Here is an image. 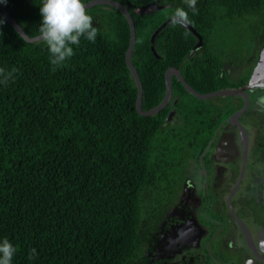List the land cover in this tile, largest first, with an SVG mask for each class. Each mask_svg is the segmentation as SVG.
I'll return each instance as SVG.
<instances>
[{"label":"trees","instance_id":"trees-1","mask_svg":"<svg viewBox=\"0 0 264 264\" xmlns=\"http://www.w3.org/2000/svg\"><path fill=\"white\" fill-rule=\"evenodd\" d=\"M112 1L128 10L133 23L130 63L142 111L163 100L168 68H177L200 94L245 83L248 70L235 81L219 68L246 61L264 31V0H197L195 13L186 0ZM40 2L6 0L3 6L34 37ZM148 3L163 7L137 13ZM177 8L187 11V24L202 40L192 56L197 39L178 22L150 42ZM86 11L98 30L95 42L81 37L73 56L54 67L42 42L24 41L0 9V68L16 70L0 85V238L17 248L12 264H127L144 207L162 202L167 179L176 181L209 140L212 126L198 124L218 123L232 112L210 100L231 96L199 100L172 76L167 105L139 115L124 58L125 17L108 5ZM169 111L173 118L166 120Z\"/></svg>","mask_w":264,"mask_h":264},{"label":"flooded vegetation","instance_id":"flooded-vegetation-1","mask_svg":"<svg viewBox=\"0 0 264 264\" xmlns=\"http://www.w3.org/2000/svg\"><path fill=\"white\" fill-rule=\"evenodd\" d=\"M263 48L264 31L244 63L224 65L220 72L237 81L248 70L247 81ZM260 83L246 97L210 99L218 110L232 112L218 123L198 124L212 126L209 140L179 169L176 181L167 179L162 202L144 207L141 235L127 264H264V80ZM169 114L172 119L173 111L166 119Z\"/></svg>","mask_w":264,"mask_h":264},{"label":"clouds","instance_id":"clouds-1","mask_svg":"<svg viewBox=\"0 0 264 264\" xmlns=\"http://www.w3.org/2000/svg\"><path fill=\"white\" fill-rule=\"evenodd\" d=\"M6 0H0L4 3ZM197 0H186L187 8L196 11ZM40 22L38 26L39 39L49 54V63L61 67L74 54L73 45L78 46L83 37L94 43L97 28L93 26V18L86 11L84 0H41L39 7ZM173 22L189 23L188 13L183 8H177L173 13ZM4 21L0 18V24ZM12 71L0 68V85H5L13 78ZM17 251L16 246L7 238H0V264H12ZM35 250H32V257Z\"/></svg>","mask_w":264,"mask_h":264},{"label":"water","instance_id":"water-1","mask_svg":"<svg viewBox=\"0 0 264 264\" xmlns=\"http://www.w3.org/2000/svg\"><path fill=\"white\" fill-rule=\"evenodd\" d=\"M85 4H86V8H89V7H92L95 5H108L110 7H114L116 9H118L123 14V16L125 17L126 22L128 24V27H129V42H128V47L126 49V52L124 54V58H125V63L129 69V71H130V73L134 79V82L136 84V87H137L135 109H136V112L141 116L153 115L165 107V105L168 103V101L170 99V93H171L170 78L172 76L176 77L179 80V82L182 84L183 88L185 89V91L187 93L193 95L194 97H196L199 100H205V99H209V98H213V97H227V96H243V97H246L245 91H252L256 87L262 86L260 83V80H264V78L260 79V76L262 74H264V48L260 51L257 63L254 66L252 72L250 73V75L246 81V84L243 86H240V87H236V88H224V89H219V90L209 92V93H205V94H200V93L194 91L191 87H189L187 85V83L184 81V79L180 75L177 68H168L164 74V82H165L166 90H165L163 100L156 107H154L150 110H147V111H142L141 107H140L141 94H142L141 86H140V82H139L136 70L134 69V67L130 63V54H131V50H132L133 43H134V29H133V23H132V20L130 18V15L128 13V10L122 4H120L116 1H112V0H91V1L86 2ZM162 7L163 6H155L154 3H148V4L140 7L136 11L139 14L151 13L152 11L159 10ZM0 9H1L4 17L8 21V23L12 26V28L16 31V33H18V35L24 41H26V42H37L40 40L39 35L34 36V37H28L26 34H24V32L21 30V28L18 26V24H16V22L13 20V18L7 13L6 9L3 6V3H0ZM171 21H173L172 17L168 18L152 33V35L150 37L151 43L153 42V39L157 36L159 31ZM177 22L182 27L187 29L197 39L196 44L193 46L191 52H194L197 49H199L201 47V43H202L200 35L198 33H196V31L193 30L188 24H183L180 21H177ZM150 49H151L154 57L158 58L159 56L154 51V48L152 45H151ZM169 117H170V114L168 115L166 120H168Z\"/></svg>","mask_w":264,"mask_h":264},{"label":"rangeland","instance_id":"rangeland-1","mask_svg":"<svg viewBox=\"0 0 264 264\" xmlns=\"http://www.w3.org/2000/svg\"><path fill=\"white\" fill-rule=\"evenodd\" d=\"M232 77H236V76H234V75H231ZM215 100H217V99H215Z\"/></svg>","mask_w":264,"mask_h":264}]
</instances>
